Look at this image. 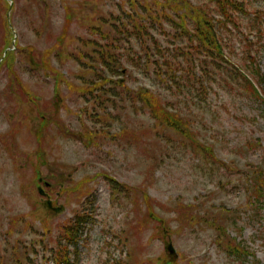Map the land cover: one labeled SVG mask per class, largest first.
Wrapping results in <instances>:
<instances>
[{"label": "rangeland", "instance_id": "obj_1", "mask_svg": "<svg viewBox=\"0 0 264 264\" xmlns=\"http://www.w3.org/2000/svg\"><path fill=\"white\" fill-rule=\"evenodd\" d=\"M4 1L0 264H11L13 249L20 250L24 264H54L50 250L61 239L59 227L80 212L91 220L77 246L69 248L75 264H244L219 247L222 233L209 222L194 227L179 222V203L191 206L196 217H224L230 236L252 253L248 261L264 264V204L259 214L253 210L248 178L264 167V108L237 86L232 65L246 69L244 59L252 53L264 74V36L258 38L264 0H245L239 28L223 29L226 63L208 66L217 80L206 90L189 94L182 87L173 93L128 68L117 79H126L131 92L113 91L120 97L113 106L100 104L98 93L83 95L82 83L93 76L83 71L89 66L78 54L85 57L83 46L94 40L98 26L109 30L110 13L121 14L125 4L130 11V4L143 0H14L12 6ZM158 38L163 47L175 46L164 35ZM9 43L14 54L3 61ZM206 59L198 54L197 65ZM140 89L175 103L216 159L140 110L135 95L123 97Z\"/></svg>", "mask_w": 264, "mask_h": 264}, {"label": "trees", "instance_id": "obj_2", "mask_svg": "<svg viewBox=\"0 0 264 264\" xmlns=\"http://www.w3.org/2000/svg\"><path fill=\"white\" fill-rule=\"evenodd\" d=\"M2 1L8 6L4 0ZM246 4L245 0H203L196 4L191 0H143L141 3L130 4L132 6L130 11L125 9L126 4L120 5L121 14L110 13L113 20L111 19L109 30L105 31L102 26H98L97 33L93 37L94 40L86 42L83 46L86 48L85 57L83 53L78 54L79 60L84 58L85 64L89 66L83 71L93 76L89 82L82 83L83 94L98 93L100 104L109 105L112 103L110 105H115L116 100L120 97L118 93L113 94V91L123 89L131 92L126 79L125 81L117 79V76L125 75L128 68L157 79L167 91L173 93H181L182 87L189 94L206 90L208 83L217 80V75L211 70L208 71V66L226 63L225 56L227 57L228 45L221 35L223 29L231 26L239 28V13L245 11ZM8 8L5 10L7 11ZM134 14L136 16L132 17ZM116 18H120L121 22ZM167 24L170 28L166 27ZM66 25L68 26V24ZM4 27L6 33L11 32L6 24ZM154 31L160 33L157 34ZM258 34V38L263 37L264 29L260 28ZM159 35H164L170 42H175V46H161ZM179 40H187L188 45L184 47L178 44ZM102 42H104L103 45ZM12 49L10 43L4 48L5 58L3 61L13 57ZM258 53L260 50H257ZM198 54H205L207 58L204 63L199 65L196 60ZM183 58L185 60H182ZM227 60L231 63L229 58ZM255 61V55L249 53L244 59L248 65L246 69L234 63L231 64L238 70V72H234L237 86L252 92L250 94L264 108L262 84L264 83V74L261 68L256 66ZM62 78L60 77V79ZM64 82L69 84L67 81ZM120 94L123 95V93ZM129 95H132L133 98L135 95L142 104L140 110L149 111L159 125L181 133L197 149L205 150L209 156L216 159L213 150L196 139L192 125L186 121L190 119L178 111L175 103L151 90L140 89L137 93H127L123 97ZM98 116L100 117L99 113ZM101 118H105V116ZM248 178L252 183L249 202L253 210L259 214L258 210L264 204V167H259L257 171L250 173ZM179 204L177 210V212L180 211L178 212L179 222L186 223L189 227L192 224L191 227H194L196 224L201 225L209 222L211 229L222 233L218 237L219 247L225 250L227 255L235 257L244 264L250 263L248 258L250 255L252 256V253L238 239L230 236L229 230L223 225L224 217H219V219L217 217L208 218L207 215L196 217L191 211V206H186L184 203ZM147 205L150 210V198ZM87 222L88 219L80 212L76 219L59 227L61 239H58L56 246L50 250L53 252L54 264H74L71 262L69 248L77 246ZM13 223L12 225L16 226L19 222L14 221ZM24 227H27L26 223ZM17 245L20 248V244ZM36 250L37 247L34 244L32 253ZM13 251L11 264H24V258L18 253L20 250L13 249ZM25 257L30 259L31 253H26ZM176 262L175 264H177Z\"/></svg>", "mask_w": 264, "mask_h": 264}, {"label": "water", "instance_id": "obj_3", "mask_svg": "<svg viewBox=\"0 0 264 264\" xmlns=\"http://www.w3.org/2000/svg\"><path fill=\"white\" fill-rule=\"evenodd\" d=\"M170 249H171V251H172V247L170 246Z\"/></svg>", "mask_w": 264, "mask_h": 264}]
</instances>
